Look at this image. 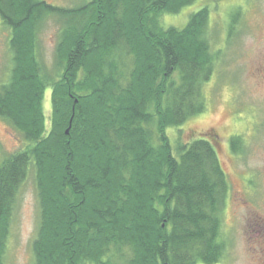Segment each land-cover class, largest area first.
Masks as SVG:
<instances>
[{
    "label": "trees",
    "instance_id": "trees-1",
    "mask_svg": "<svg viewBox=\"0 0 264 264\" xmlns=\"http://www.w3.org/2000/svg\"><path fill=\"white\" fill-rule=\"evenodd\" d=\"M195 1L89 0L66 8L0 0L12 55L0 117L27 143L5 157L0 143V264L32 173L41 210L34 264L222 261L229 183L216 138L180 136L175 154L167 135L206 112L204 89L220 60L209 8L183 29L161 26L164 14ZM51 18L62 26L52 73L40 56ZM240 144L235 137L232 150Z\"/></svg>",
    "mask_w": 264,
    "mask_h": 264
},
{
    "label": "rangeland",
    "instance_id": "rangeland-1",
    "mask_svg": "<svg viewBox=\"0 0 264 264\" xmlns=\"http://www.w3.org/2000/svg\"><path fill=\"white\" fill-rule=\"evenodd\" d=\"M71 8L89 0H44ZM210 10V41L221 52L212 80L204 92L207 110L172 127L167 135L177 153V141L190 142L213 135L229 192L222 213V237L226 254L218 264H264V0H196L178 14H164L163 28L183 29L190 16L202 8ZM236 30L230 38L232 18ZM62 26L51 18L40 34V56L47 70L56 65V47ZM10 30L0 18V87L9 79L12 55ZM51 115V90L44 101ZM240 137L237 152L231 148ZM2 157L27 147L18 131L0 117ZM218 143V144H217ZM40 205L33 173L22 187L14 209L3 264H34L33 243L40 225ZM198 264H205L199 262Z\"/></svg>",
    "mask_w": 264,
    "mask_h": 264
},
{
    "label": "water",
    "instance_id": "water-1",
    "mask_svg": "<svg viewBox=\"0 0 264 264\" xmlns=\"http://www.w3.org/2000/svg\"><path fill=\"white\" fill-rule=\"evenodd\" d=\"M67 133H69V132H67Z\"/></svg>",
    "mask_w": 264,
    "mask_h": 264
}]
</instances>
